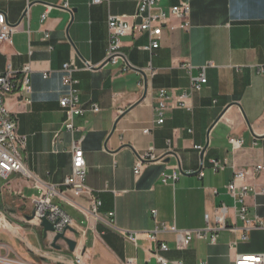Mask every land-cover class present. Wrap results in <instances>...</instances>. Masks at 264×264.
Listing matches in <instances>:
<instances>
[{
  "label": "crops",
  "instance_id": "0c3cea01",
  "mask_svg": "<svg viewBox=\"0 0 264 264\" xmlns=\"http://www.w3.org/2000/svg\"><path fill=\"white\" fill-rule=\"evenodd\" d=\"M29 1V17H23L28 0H0V13L17 26L11 44L0 45V74L9 66L14 71L31 66V103L13 93L6 104L18 119L19 133L27 136L22 152L38 185L55 186L59 194L53 201L74 221L66 235L76 247L71 252L63 240L58 241L61 249L52 247V234L45 237L40 222L30 219L39 190L12 173L0 175V211L13 231L0 228V252L45 264H75L78 256L84 264H124L130 258L133 264H160L149 251L161 242L169 246L163 255L183 264H235L237 254L264 253V228L241 239L240 204L227 190L236 170L264 164V72L259 70L264 64V0H161L166 9L190 3V27L172 18L176 28L163 29L152 56L142 48L149 43L148 33L122 36L120 51L131 65L127 71L122 61L104 64L108 20L110 15L133 16L140 0H66L68 7H61L64 0ZM48 5L54 7L42 21ZM84 61L99 67L84 69ZM69 62L78 67L73 76L85 109L74 118V131L66 128L60 106L65 90L61 70ZM204 67L207 82L192 89V78ZM160 89L168 97L163 123H158ZM184 94L190 108L179 105ZM94 103L98 112L91 110ZM231 137L242 138L243 146L233 149ZM73 141L84 150L86 184L102 201L98 217L90 211L89 194L76 195L64 184L72 171ZM148 150L161 158L145 162L136 175L135 161ZM213 159L226 167L215 171ZM173 171L180 172L179 179L163 182L162 173ZM247 182L264 189V171ZM245 202L250 217H264V193L251 192ZM221 205L228 207L227 222L238 230H221L214 244L194 238L179 250L172 231H160L157 241L148 237L163 223L181 229L214 225Z\"/></svg>",
  "mask_w": 264,
  "mask_h": 264
},
{
  "label": "built area",
  "instance_id": "2783aa9c",
  "mask_svg": "<svg viewBox=\"0 0 264 264\" xmlns=\"http://www.w3.org/2000/svg\"><path fill=\"white\" fill-rule=\"evenodd\" d=\"M94 4H101L104 2L109 3L110 0H92ZM54 6L48 5L45 12L41 15V20L44 21L51 8ZM61 7H68V2L63 1ZM30 1L28 0L27 7L24 11V15L29 17ZM190 12L191 6L188 2H181L168 9L161 5V0H140L137 5L136 13L133 16L127 15H110L108 20V47L106 52V59L104 64L116 65L120 61L124 62L122 69L127 71L131 69V65L124 59L120 48L122 46V36L129 33H148L149 43L142 48L147 50L151 56L154 51L160 46V38L165 27L171 30L176 26L171 24L172 18L179 19L181 21V27L189 29L190 27ZM131 18V19H130ZM135 19H140L139 22H134ZM17 28L16 25H11L6 20L5 16L0 13V45L3 43L11 44L12 36ZM49 37L47 33L45 39ZM99 65H94L89 61H84V69H97ZM191 68V65H188ZM152 75L155 74V70L151 67L148 68ZM78 70V67L74 63H65L62 67V83L64 85V93L60 97V106L66 113L65 126L69 131L75 130L74 118L78 115H82L85 109L81 106L78 95V80L74 78L73 73ZM259 70L264 72V64L260 65ZM31 66L25 65L20 71H14L10 66L5 72L0 74V175L8 176L12 173H18L26 180L32 182L39 190L38 194L33 197L32 203L35 211V219L39 222L41 217L46 216L49 221L54 225L55 231L53 234H57L66 230L67 227H71L74 224L72 217L57 203L53 201V198L59 194L57 188L53 185H47L42 187L38 185L41 181L35 176V174L29 169L23 150L27 145V136L22 135L18 131V119L15 115H12L6 104V99L10 94H18L20 99L24 103H31L30 94V79L29 73ZM49 73H45V77H48ZM207 82V76L205 73V67L201 74L197 78H192L191 88L201 89L202 85ZM187 95L184 94L181 97L180 107L190 108L191 106L184 100ZM159 106L158 111L160 118L158 123L164 122V110L167 108V93L165 89L159 91ZM93 112H98L100 107L94 103L91 105ZM232 148L236 149L242 147L244 140L242 138L231 137L229 139ZM196 149L202 150L200 145L195 146ZM72 171L65 180V186L70 189L74 194L80 195L87 193L92 197V203L90 211L92 215L98 217L97 210L101 206L102 201L94 195V191L86 184L87 177V162L84 154V150L80 141H73L72 147ZM161 157L158 156L153 150H148L145 153L139 155L134 164V173L139 175L142 167L147 161H157ZM212 168L215 171H219L226 167V164L220 160L213 159ZM264 171V164H258L255 167L247 169H238L234 172L231 181L227 185L228 193L234 198L235 204H240L238 209V217L242 222L244 232L241 235V239L246 241L248 239V232L252 229L264 228V217L253 216L250 217L247 213L246 198L249 193L261 194L264 193V189L258 190L253 185L247 182L250 175L261 173ZM180 172L173 171L171 174L162 173V181L167 182L171 180L176 182L179 179ZM157 211H153L156 215ZM229 209L226 205H221L216 208L214 219V225H207L201 229H181L174 225L166 223L157 226L154 230L148 233V237L157 241V234L160 231H172L175 234V247L179 250L186 249L190 246L194 238L209 239L211 243H215L218 237V233L221 230H229L236 232L238 227L231 225L227 222ZM114 216V215H113ZM114 218V217H113ZM115 219L112 220V226L115 225ZM6 228L11 231V224L6 216L0 211V228ZM130 240H135L136 235L120 230ZM13 232V231H11ZM234 245L236 242L233 243ZM169 250V246L165 242H161L158 247L149 251L153 256L157 258L160 264H183L182 261L174 260L169 261L163 252ZM1 255V254H0ZM6 259L12 260L15 263L12 264H45L29 261L21 258L11 259L7 255H1ZM133 259H127L124 264H133ZM4 264V263H3ZM11 264V263H9ZM75 264H84L81 257L76 258ZM235 264H264V253H243L237 254Z\"/></svg>",
  "mask_w": 264,
  "mask_h": 264
},
{
  "label": "water",
  "instance_id": "95a60500",
  "mask_svg": "<svg viewBox=\"0 0 264 264\" xmlns=\"http://www.w3.org/2000/svg\"><path fill=\"white\" fill-rule=\"evenodd\" d=\"M30 219H35V211L33 210ZM40 225L44 230L45 237H48V234H52V247L55 249H61V246L58 244L59 240H63L66 242L68 249L73 252L76 247V241L67 237L66 231H73L72 227H67L65 231L53 234L55 231L54 225L46 216L41 217Z\"/></svg>",
  "mask_w": 264,
  "mask_h": 264
},
{
  "label": "bare ground",
  "instance_id": "6f19581e",
  "mask_svg": "<svg viewBox=\"0 0 264 264\" xmlns=\"http://www.w3.org/2000/svg\"><path fill=\"white\" fill-rule=\"evenodd\" d=\"M0 263H4V264H9V263H15L14 261L12 260H9V259H6L5 257L1 256L0 255Z\"/></svg>",
  "mask_w": 264,
  "mask_h": 264
},
{
  "label": "rangeland",
  "instance_id": "374dc122",
  "mask_svg": "<svg viewBox=\"0 0 264 264\" xmlns=\"http://www.w3.org/2000/svg\"><path fill=\"white\" fill-rule=\"evenodd\" d=\"M0 254H1V255H7L6 253H1V252H0ZM8 256H9V258H11V259H16V258L18 259V258H19V257L13 255V254H8ZM0 264H3V263H0Z\"/></svg>",
  "mask_w": 264,
  "mask_h": 264
}]
</instances>
